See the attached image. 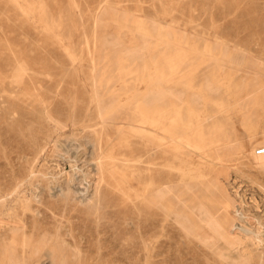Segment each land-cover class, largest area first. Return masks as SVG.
<instances>
[{"label":"rangeland","instance_id":"1","mask_svg":"<svg viewBox=\"0 0 264 264\" xmlns=\"http://www.w3.org/2000/svg\"><path fill=\"white\" fill-rule=\"evenodd\" d=\"M157 66L212 83L222 142L153 158L131 106L101 120ZM260 147L264 0H0V264H264Z\"/></svg>","mask_w":264,"mask_h":264},{"label":"bare ground","instance_id":"2","mask_svg":"<svg viewBox=\"0 0 264 264\" xmlns=\"http://www.w3.org/2000/svg\"><path fill=\"white\" fill-rule=\"evenodd\" d=\"M119 41V40H118ZM191 49V48H190ZM194 49V48H192ZM195 50V49H194ZM199 50V49H198ZM209 50V49H208ZM181 51V50H180ZM126 52V51H125ZM196 52V51H195ZM177 53V52H176ZM181 53V52H180ZM199 53V52H198ZM113 54V53H112ZM149 54V53H148ZM178 54V53H177ZM195 54V53H194ZM172 55V54H170ZM191 55V54H190ZM193 55V54H192ZM211 56V54H209ZM199 56V55H198ZM128 59L131 61L135 62L136 56L134 53L130 51V54H128ZM156 57V56H155ZM188 57H190L188 55ZM194 57V56H193ZM192 57V58H193ZM204 57V56H203ZM209 57V56H208ZM233 57V56H232ZM196 58V57H194ZM205 58V57H204ZM214 58V57H213ZM190 59V58H189ZM198 59V58H197ZM206 59V58H205ZM211 59V58H210ZM216 59V58H215ZM231 59V58H230ZM229 59V60H230ZM207 61V59H206ZM210 61V60H209ZM208 61V63H209ZM212 61V60H211ZM233 61V60H232ZM191 62V59L190 61ZM195 62V61H194ZM237 62V61H236ZM239 62V60H238ZM218 63V62H217ZM206 64V63H205ZM210 64V63H209ZM214 64V63H213ZM231 64V63H230ZM236 64V63H235ZM200 65V64H199ZM219 65V64H217ZM232 65V64H231ZM234 65V64H233ZM198 66V64H197ZM203 66V65H202ZM207 66V65H205ZM204 66V67H205ZM230 67V65H228ZM140 67V66H139ZM201 67V66H200ZM199 67V68H200ZM225 67V66H224ZM233 67V66H232ZM120 68V67H119ZM151 68V67H150ZM190 68V67H189ZM193 68V67H192ZM235 68V66H234ZM238 68V67H237ZM198 70V69H196ZM234 70V69H233ZM235 70H237L235 68ZM234 70V71H235ZM154 75L150 76L148 73L147 75H144L141 79H137L136 82L132 87H130L128 90H123L121 93L123 95H126V99L123 100L124 102H113L111 103L109 101L108 103H103L104 105H101L99 103V116L101 120L109 121L111 122L112 116H114L117 112L120 111L122 106H131L132 111L135 112V114H138V121L137 122V129L139 131V139L143 141V144L146 146L147 152L150 151V155L153 158H157L160 155L168 156L169 151L171 146H179V147H187L193 149L194 151H201V153H206L205 151L203 152L204 149L212 147L214 144H219L222 142V140L217 136V131H218V126L216 125L217 122H213L212 118L213 116L210 114L208 110V105L212 104L215 106L214 97L213 94L215 93L214 88L212 87V83L210 82H203L199 86H194L192 84V80L188 81V84L186 88H184V92L182 91H175L171 88H166L163 85V76L164 73L160 67H156L154 70ZM239 71V70H238ZM197 72V71H196ZM232 72V71H231ZM236 72V71H235ZM120 73V72H119ZM143 73V72H142ZM175 73V72H174ZM121 74V73H120ZM142 75V74H141ZM171 75V74H170ZM190 77V76H189ZM166 78V77H165ZM164 78V79H165ZM190 79V78H189ZM205 79V78H204ZM203 79V80H204ZM186 81V80H185ZM212 81V80H211ZM195 82V81H194ZM213 82V81H212ZM97 83V82H96ZM167 83V81L165 82ZM200 83V82H199ZM136 85L141 84L143 87L140 90L136 89ZM196 84V83H194ZM228 84V83H227ZM230 84V82H229ZM228 84V85H229ZM233 86V85H229ZM225 88L226 85H225ZM243 89V88H242ZM241 89V90H242ZM245 89V88H244ZM227 90V89H226ZM234 90V89H232ZM238 90V89H237ZM231 91V90H230ZM245 91V90H243ZM226 92V91H225ZM232 92V91H231ZM230 92V93H231ZM236 92V91H235ZM234 92V93H235ZM238 93V92H237ZM245 93V92H243ZM226 94V93H225ZM229 95V94H228ZM227 95V96H228ZM234 95V94H233ZM232 95V96H233ZM249 95V94H248ZM235 96H237L235 94ZM216 97V94H215ZM238 97V96H237ZM240 97V96H239ZM242 97V96H241ZM122 98V96H121ZM236 98V97H235ZM244 98V96L242 97ZM98 99V98H97ZM116 99V98H115ZM216 99V98H215ZM221 98L218 100L220 101ZM226 99V98H225ZM233 99V98H232ZM238 99V98H237ZM121 100V99H120ZM119 101V100H118ZM222 101V100H221ZM227 101V100H226ZM229 101V100H228ZM240 101V100H239ZM100 102V101H99ZM102 102V101H101ZM235 102V99H234ZM225 103V101H224ZM229 103V102H228ZM237 103V102H236ZM231 104V103H229ZM234 105V103H233ZM96 106V105H95ZM228 106V105H227ZM216 107V106H215ZM225 107V106H224ZM230 107V106H229ZM239 107V106H238ZM220 109V107H219ZM124 110V109H123ZM134 110V111H133ZM222 110H225L226 112V107L225 109L222 108ZM238 111H241V109H237ZM127 111V110H126ZM215 112V111H214ZM211 112V113H214ZM221 112V111H220ZM228 112V111H227ZM121 114V113H120ZM119 114V115H120ZM128 114V113H127ZM218 114V113H216ZM123 115V114H122ZM220 115V114H219ZM120 117V116H119ZM124 118V115L122 116ZM250 117V116H248ZM114 118V117H113ZM121 118V117H120ZM122 118V119H123ZM220 118V117H219ZM251 118V117H250ZM137 119V118H136ZM221 119V118H220ZM249 119V118H248ZM121 120V119H120ZM127 120V119H126ZM211 120L210 122H208ZM250 120V119H249ZM248 120V121H249ZM105 121V122H107ZM132 121V120H129ZM219 121V120H218ZM243 121V120H241ZM208 122V123H207ZM101 123V122H100ZM117 123V122H116ZM119 123V122H118ZM128 123V122H127ZM212 125H211V124ZM248 123V122H247ZM125 124V123H124ZM130 124V123H129ZM209 124V125H207ZM214 124V125H213ZM218 124V123H217ZM221 124V123H220ZM250 124V123H248ZM100 125V124H99ZM102 125V124H101ZM105 125V124H104ZM211 125V126H210ZM230 125V124H229ZM243 125V124H242ZM124 126V125H122ZM222 126V125H221ZM231 126V125H230ZM109 127V126H108ZM112 127V125H111ZM116 127V125H115ZM131 129V128H130ZM220 129V128H219ZM226 129V128H225ZM230 129V127L228 128ZM133 131V130H132ZM224 131V130H223ZM226 131V130H225ZM237 131V130H236ZM230 132V131H229ZM222 133V132H221ZM103 134V133H102ZM223 134V133H222ZM221 134V135H222ZM230 134V133H229ZM210 136V137H209ZM221 137V136H220ZM236 138V137H235ZM230 141V138H227ZM237 139V138H236ZM140 141V140H139ZM225 141V139H224ZM223 141V142H224ZM228 142V141H227ZM237 142V141H236ZM230 143V142H229ZM232 143V142H231ZM227 145V144H226ZM101 146V145H100ZM224 146V145H223ZM230 145L229 147H231ZM235 146V145H234ZM233 146V147H234ZM236 147V146H235ZM215 148V147H214ZM224 148V147H223ZM229 148V149H230ZM178 149V148H177ZM218 149V148H216ZM227 149V147H225ZM236 149V148H235ZM172 150V149H171ZM176 150V149H175ZM182 150V148H181ZM207 150V149H206ZM210 150H214L213 148ZM222 150V147H221ZM220 150V152H221ZM240 150V149H239ZM188 151V152H189ZM209 151V149H208ZM216 151V150H214ZM213 151V152H214ZM218 151V150H217ZM225 151V150H224ZM255 151V147H251L249 153L252 154ZM185 152V151H184ZM183 152V153H184ZM182 153V152H181ZM199 153V152H198ZM219 153V152H218ZM38 154V153H37ZM42 154V153H41ZM191 154V153H190ZM197 154V153H196ZM200 154V153H199ZM210 154V153H208ZM228 154V153H227ZM185 155V154H184ZM218 155V154H217ZM180 156V155H179ZM190 156V155H189ZM200 156V155H199ZM207 156V155H206ZM209 156V155H208ZM207 156V157H208ZM215 156V155H214ZM213 156V157H214ZM221 156V155H220ZM255 156V155H254ZM150 157V156H149ZM201 157V156H200ZM205 157V161L206 158ZM225 157V156H224ZM230 157V156H229ZM257 157V156H256ZM163 158V157H162ZM187 159V157H185ZM184 158V160H185ZM190 158V157H189ZM202 158V157H201ZM204 158V157H203ZM203 158L201 160H203ZM252 158V157H251ZM258 158V157H257ZM141 159V158H140ZM208 159V158H207ZM211 159V158H209ZM218 160L219 158H215ZM160 158L158 159V161ZM183 160V161H184ZM191 160V158H190ZM259 160V158H258ZM157 161V162H158ZM257 161V160H256ZM264 161V160H262ZM155 162V161H154ZM187 162V161H186ZM194 162V161H193ZM197 163V161H195ZM194 162V163H195ZM217 162V161H216ZM224 162V160H223ZM226 162V161H225ZM185 163V162H183ZM190 163V162H189ZM187 163V164H189ZM192 163V162H191ZM192 163V164H194ZM200 163V162H199ZM204 163V162H203ZM218 163V162H217ZM222 163V162H221ZM262 163V162H261ZM99 164V163H98ZM152 164V163H151ZM168 164V163H167ZM170 164V163H169ZM206 164V163H205ZM212 165L211 163H209ZM206 164V165H209ZM220 164V163H219ZM228 164V163H227ZM161 165V163L159 164ZM164 165V163H163ZM191 165V164H190ZM202 165V164H201ZM99 169L102 172L103 166L100 163ZM188 166V165H187ZM257 166V165H256ZM167 167V166H166ZM180 167V166H179ZM191 167V166H190ZM169 168V167H168ZM189 168V166H188ZM196 168V167H195ZM198 168V165H197ZM120 169V168H119ZM176 169V168H175ZM46 170V169H45ZM150 170V169H149ZM148 170V171H149ZM154 170V168H153ZM189 170H191L189 168ZM201 170V169H199ZM144 171V170H143ZM146 170V172H148ZM198 172V170H196ZM151 172V171H150ZM191 172V171H189ZM194 172V171H192ZM200 172V171H199ZM158 171H156V174ZM203 173V172H202ZM143 174V172H142ZM151 174V173H149ZM195 174H197L195 172ZM170 175V174H169ZM222 175V174H221ZM43 176V175H42ZM204 176V175H203ZM203 176H201L203 178ZM167 177V176H166ZM199 177V179L201 178ZM206 177V176H204ZM102 179V177H101ZM149 179V178H148ZM151 180V179H150ZM202 180V179H201ZM204 180V179H203ZM179 182V181H178ZM204 182V181H203ZM150 183V182H149ZM215 183V182H214ZM178 184V183H177ZM142 185V184H141ZM140 185V186H141ZM218 186V185H217ZM157 187V186H156ZM165 187V186H164ZM216 187V185H215ZM186 189V188H185ZM205 191V190H204ZM220 191V189H219ZM68 192V191H67ZM180 192V191H179ZM190 192V191H189ZM237 192V191H236ZM143 193V192H141ZM184 193V192H183ZM208 193V192H207ZM140 194V193H139ZM229 194V193H228ZM144 197V196H143ZM191 197V196H190ZM222 197V196H221ZM228 198V196H227ZM229 199V198H228ZM225 199L224 208L229 212L230 209H232V205L230 204L231 202ZM239 199V198H238ZM243 199V198H242ZM152 202H156L157 199L153 196L152 197ZM30 201V200H29ZM25 203V202H24ZM168 203V202H167ZM185 203V202H184ZM155 205V204H154ZM166 205V204H165ZM171 205V204H170ZM179 205V204H178ZM246 205V204H245ZM157 206V205H156ZM28 207V206H27ZM193 207V206H192ZM174 208V207H173ZM186 208V207H185ZM149 209V208H148ZM257 209V208H256ZM171 210V209H169ZM196 210V209H195ZM168 211V210H167ZM225 211V209H224ZM231 211V210H230ZM181 212V211H180ZM211 214V213H210ZM231 215V213H230ZM234 215V214H233ZM248 215V214H247ZM183 217V216H182ZM253 218V217H252ZM215 219V218H214ZM234 219V218H233ZM226 221V220H225ZM256 221V220H255ZM229 223V222H228ZM23 224V222H22ZM21 224V225H22ZM210 224V223H207ZM7 226V225H6ZM194 227V226H193ZM208 227H211L208 225ZM18 228V227H17ZM20 229V228H18ZM27 229V227H26ZM23 229V230H26ZM227 229V228H225ZM14 230V229H13ZM17 230V229H16ZM21 230V229H20ZM182 230V229H181ZM194 231V230H193ZM222 233V232H221ZM230 233V232H229ZM244 233V232H243ZM204 234V233H203ZM30 235V234H28ZM31 236V235H30ZM29 236V238H30ZM23 237H25L23 235ZM27 237V236H26ZM201 237V236H200ZM216 237V236H215ZM51 240V239H50ZM58 240V239H57ZM46 241V240H45ZM45 241L43 242L45 245ZM54 241V240H53ZM56 241V240H55ZM61 241V240H60ZM38 242V240H37ZM52 242V241H51ZM235 242V241H234ZM239 242V241H238ZM237 242V243H238ZM61 243V242H60ZM69 243V242H68ZM260 243V242H259ZM64 244V243H63ZM66 244V243H65ZM257 244V243H256ZM1 245V244H0ZM226 245V244H225ZM52 246V245H51ZM35 247V246H34ZM61 247V246H60ZM65 247V246H64ZM3 248V247H2ZM261 248V247H260ZM60 249V248H59ZM70 249V248H69ZM146 249V248H145ZM148 249V248H147ZM36 250V249H35ZM26 251V250H25ZM58 251V250H57ZM61 251V250H60ZM223 251V250H222ZM230 251V250H229ZM236 251V249H235ZM37 252V251H36ZM24 254V253H23ZM42 255V253H40ZM37 255V253H36ZM53 255V254H52ZM26 256V254L24 255ZM31 256V255H30ZM33 256V255H32ZM35 256V255H34ZM43 256V255H42ZM49 256V255H48ZM230 256V255H229ZM44 257V256H43ZM27 258V256H26ZM25 259V257H24ZM28 259V258H27ZM41 258L38 260L40 261ZM55 259V258H54ZM23 260V259H22ZM37 260V261H38ZM43 260V259H42ZM27 260H25L26 262ZM53 261V260H52ZM52 261H50L52 263ZM20 261H18L19 263ZM30 262V261H29ZM46 262V261H45ZM44 262V263H45ZM33 264L35 262H32ZM42 263V262H41ZM40 263V264H41ZM63 263V262H62ZM24 264V263H23ZM28 264V263H27Z\"/></svg>","mask_w":264,"mask_h":264},{"label":"built area","instance_id":"3","mask_svg":"<svg viewBox=\"0 0 264 264\" xmlns=\"http://www.w3.org/2000/svg\"><path fill=\"white\" fill-rule=\"evenodd\" d=\"M257 153H258V154H264V147H260V148L257 150Z\"/></svg>","mask_w":264,"mask_h":264}]
</instances>
